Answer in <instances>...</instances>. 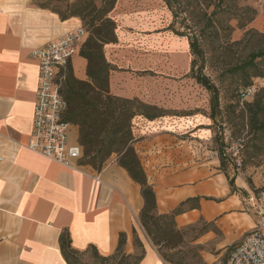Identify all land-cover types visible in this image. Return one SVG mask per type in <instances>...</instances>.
<instances>
[{"label":"crops","instance_id":"1","mask_svg":"<svg viewBox=\"0 0 264 264\" xmlns=\"http://www.w3.org/2000/svg\"><path fill=\"white\" fill-rule=\"evenodd\" d=\"M37 1L40 0H0V264H67L60 248L64 230L69 231L75 251L85 254L93 246L103 257L115 254L121 233L127 235L126 253H134L135 230L146 252L140 264H168L144 236L140 223L144 207L141 187L117 164L116 158L98 173L89 166H64L26 147L32 135L39 87V62L34 51L82 26L78 18L62 21L57 14L38 8ZM252 7L257 16L249 27L263 32L264 0L254 2ZM112 14L121 19L122 25L116 31L118 42L103 48L107 61L116 68L110 73V93L160 108H171L169 104L174 105L180 95L181 105L186 107L187 98L180 93L182 84L175 77L191 74L190 41L187 36L160 30L163 22L174 24L169 22L172 14L165 2L119 0ZM168 36L185 43L188 70L171 74L145 66L149 62L137 63V67L128 62L126 48L144 57L149 54L146 42ZM87 38L88 35L84 43ZM82 46L71 65L77 79L89 81L88 63L80 56ZM130 67L159 73L138 76L125 71ZM160 79L167 82L156 81ZM192 124L190 114L154 121L136 117L133 121L134 148L154 188L157 212L169 214L190 198L212 197L220 202L203 201L199 210L177 216L178 228L202 218L212 222L220 217V230L235 227L240 200L230 196L228 173L226 176L218 170V161L213 157L210 160L208 153L200 154L197 148L192 150L182 137ZM78 138V129L73 126L70 143H78ZM233 178L236 183L241 180L240 189L251 191L241 175L234 172Z\"/></svg>","mask_w":264,"mask_h":264},{"label":"rangeland","instance_id":"2","mask_svg":"<svg viewBox=\"0 0 264 264\" xmlns=\"http://www.w3.org/2000/svg\"><path fill=\"white\" fill-rule=\"evenodd\" d=\"M49 1L52 7L61 8L63 11L66 10L67 5L75 4L76 2L75 0ZM257 1L227 0L219 13L213 17L215 27L207 31L200 39L204 58L198 61L197 68L199 69L196 68L195 72L202 70V74L217 89L219 107L213 111L212 106L216 104V100L214 102L213 98L214 93L207 91L199 85L193 79L192 74L187 75L184 73L177 74L175 80L179 84H182L180 93L182 94V98L184 96L187 98L188 105L183 107L181 105V97L177 95L175 104H169L171 108L162 107L171 111L172 115L190 114L192 116L193 124L182 137L189 141L188 143L191 145L192 150L197 148L200 154L208 153L210 160L213 157L218 161L216 163L218 164V170L224 175L228 173V178L234 181L236 192L233 193H231L228 182L230 196H236L240 200V208L238 210L240 215L234 216L236 218L235 223H237L235 227L227 226L223 230H220L217 227V224L222 219L220 217L212 222H207L202 218L198 222L180 229L184 233L183 244L175 250L176 254L173 258L174 262L178 264H226L232 249L248 233L255 229L264 233V226L256 200L257 196L251 191L240 189L238 184L241 180L239 179L238 183H236V180L233 178L235 172L241 175L245 181L251 180L255 188L260 189L262 187L260 166L264 160V132L259 133L258 137L255 138V133L250 131L248 113L245 107L246 104L253 103L259 93L264 97V77H252L255 72L253 68L248 70L247 75H243V72L233 73L232 71L236 66L243 64L252 52L264 49V31H250L247 33L250 25L247 24V19L243 20L245 18L244 9L247 7L254 9L252 4ZM217 2L218 0H193L189 4L190 10H192L190 11L192 12L190 15L180 14L177 18H174L171 12L172 20L169 22L174 23L173 27L168 29L169 23L163 22V25H160L159 28L162 33L180 32L189 35L191 34V30H200L202 28L204 21L203 12H205L206 6L211 3L217 4ZM95 4L98 8L102 5L99 0H95ZM213 9L214 7H211L209 13ZM198 13L200 16H196ZM109 17H114L112 12L109 14ZM114 19L117 22V29H119L122 25L121 19L117 17H114ZM186 26H189L191 30L187 31ZM84 29L89 37V31L87 28ZM179 42L178 39L172 36L166 38L154 37L151 41L146 42L149 54L141 57L129 48H126V56L128 62L135 67H137V63L141 64L145 61L149 62L148 65L145 63V66L158 67V69L164 70L167 73L183 72L188 70L189 56L185 43L180 44ZM140 52L141 54L143 53L141 50ZM256 63L264 71V58L257 59ZM151 70L149 68L130 67L125 71L133 72L138 76H157L156 73H159L158 70H153L150 73ZM249 77L251 78V82L256 81L258 83L260 89L254 98L249 99V101L244 103L238 102V91L244 86L246 79ZM130 78L132 79V76ZM187 79H193L192 83H189ZM137 80L145 81L141 79ZM156 81L167 82L162 79ZM185 82L187 85H184ZM179 84L176 85L178 86ZM174 92L178 93L176 88ZM211 99H213L212 106ZM262 120L264 121V113ZM203 132L206 134L205 136L201 135ZM237 150H239V157L243 161L240 169L236 166L235 153ZM222 152L225 159L224 170L221 169L220 163ZM112 158H116V156L111 157L108 162ZM203 201L207 200L202 198L200 203ZM209 201L220 202V199L212 198ZM193 205L189 204L185 206L183 208L185 213L191 212L190 208ZM210 223L215 224L217 229L209 225ZM143 233L150 240L145 230ZM137 236L139 238L138 233ZM150 242L152 243L151 240ZM156 249L160 255L169 252L165 249L160 250L157 247ZM135 250L134 246V252ZM80 258L84 264H99L93 259L90 252Z\"/></svg>","mask_w":264,"mask_h":264},{"label":"trees","instance_id":"3","mask_svg":"<svg viewBox=\"0 0 264 264\" xmlns=\"http://www.w3.org/2000/svg\"><path fill=\"white\" fill-rule=\"evenodd\" d=\"M75 1V4L67 5L65 11L58 7H52L49 0L37 1L35 5L40 9L57 14L62 21L78 18L83 27L89 31V37L80 49V56L86 59L88 63L87 77L89 81L77 79L70 63L61 90L68 106L64 120L78 129V143L83 149V158L80 165L89 166L100 173L108 160L116 156L117 164L126 170L132 181L141 187L144 207L140 213V223L145 232L154 246L160 250L169 251L166 254L162 253L161 256L164 261L178 264L174 262L173 258L176 254L175 250L183 244L184 233L177 228L176 217L185 213L183 208L189 204H194L190 210H199L202 198H190L182 202L171 213L158 214L156 194L134 148L135 137L133 134V121L136 117L154 121L172 115L171 111L145 103L137 98L125 99L110 93V73L116 68L107 61L103 48L106 44L118 42L117 22L109 17V14L116 9L119 0H99L102 3L100 8L96 6L95 0ZM162 1L173 13L174 18H177L180 14L190 15L192 13L189 4L193 0ZM226 1L218 0L217 4L211 3L206 6L205 12H203V26L200 30H191L189 26H186L187 31L191 30V34L176 33L189 38L192 56L191 74L199 85L214 93L213 98L214 102L216 100V104L213 105V99H211L213 111L219 107L218 91L209 82L208 78L202 74V70L195 71L198 61L204 58L200 39L207 31L215 27L213 17L219 13ZM211 7H214V9L209 13ZM244 13L245 18L243 20L247 19V24L250 25L255 20L257 11L247 7L244 9ZM196 16H200V14L198 13ZM172 27L173 25H170L169 29ZM250 31L258 32L249 29L247 33ZM261 58H264V49L252 52L243 64L236 66L232 71L233 73L243 72V75H247L248 70L253 68L255 72L252 77H264V71L256 63V60ZM253 83L250 77L247 78L244 86L239 91L250 87ZM237 100L240 102L239 94H237ZM245 109L248 113L250 131L254 132L255 138H257L259 133L264 132V121L262 120L264 97L259 93L253 103L246 104ZM221 154V169L224 170L225 159L223 152ZM225 175L227 176V173ZM228 182L231 193L236 192L234 181L228 178ZM247 183L254 195L258 197L260 189L255 188L251 180H247ZM204 199L207 201L212 200V198ZM209 225L217 229L215 224L210 223ZM133 235L136 250L132 254L125 251L127 243L125 233L120 234L115 254L103 257L93 246L88 248L85 254L90 252L93 259L99 264H140L146 252L135 230ZM60 248L67 264H84L81 262L80 257L85 254H80L72 248V240L68 230H64L60 235Z\"/></svg>","mask_w":264,"mask_h":264},{"label":"built area","instance_id":"4","mask_svg":"<svg viewBox=\"0 0 264 264\" xmlns=\"http://www.w3.org/2000/svg\"><path fill=\"white\" fill-rule=\"evenodd\" d=\"M81 26L57 40L50 41L34 51L39 62V87L33 117V129L27 148L51 161L67 167L81 168L83 149L79 143H70L73 125L64 120L68 106L61 94L67 68L86 36ZM260 87L253 85L239 91L242 103L254 98ZM238 149V148H237ZM236 166L241 168L239 150L235 153ZM262 187L257 203L264 226V160L260 166ZM226 264H264V233L258 229L248 233L231 251Z\"/></svg>","mask_w":264,"mask_h":264}]
</instances>
